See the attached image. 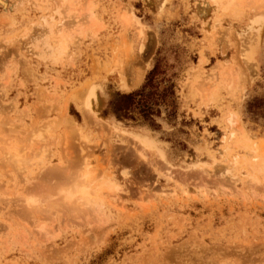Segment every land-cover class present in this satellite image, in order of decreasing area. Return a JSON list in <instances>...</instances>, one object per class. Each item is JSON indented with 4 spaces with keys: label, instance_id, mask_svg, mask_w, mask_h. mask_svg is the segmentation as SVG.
I'll return each instance as SVG.
<instances>
[{
    "label": "rangeland",
    "instance_id": "rangeland-1",
    "mask_svg": "<svg viewBox=\"0 0 264 264\" xmlns=\"http://www.w3.org/2000/svg\"><path fill=\"white\" fill-rule=\"evenodd\" d=\"M232 1L0 0V139L43 155L16 168L0 147V264H264V174L246 163L264 158V0ZM157 62L174 93L155 130L117 102ZM83 156L117 186L97 212L56 197L50 170Z\"/></svg>",
    "mask_w": 264,
    "mask_h": 264
},
{
    "label": "bare ground",
    "instance_id": "bare-ground-1",
    "mask_svg": "<svg viewBox=\"0 0 264 264\" xmlns=\"http://www.w3.org/2000/svg\"><path fill=\"white\" fill-rule=\"evenodd\" d=\"M226 2L224 3V2H220V0H215V6L218 7L219 4L221 3L220 7L222 10L228 11V12H231L232 10L235 11V9H233L234 8L233 1L228 0ZM59 5H62L64 7V10L67 9L66 11L70 12L74 6V0H62L61 4H59ZM229 10H231V11H229ZM62 12H63V10H62ZM89 14H90V18L92 21V22L90 21V25H92V23L95 24V22H93L95 20H94L93 16L91 15V12ZM127 17L125 15H123L125 22H129V18H127ZM137 24H139V23H137ZM263 24H264V18H260L259 20H256V27L255 28H256V30H258V33H260ZM52 25L49 24V27H50L49 32L51 33V35L54 34L56 31L53 29L54 25L53 26ZM61 30H64V29L62 28L58 31V33L60 32V35H62V33H63V32H61ZM141 32H142V30H141ZM46 47L49 50V51L47 50V53L49 55L54 53V47L52 46L51 43L46 44ZM64 49H65V46L64 45L62 46V44H61L60 53L63 52L62 50H64ZM125 87L130 88L131 85L127 84V85H125ZM93 90L89 91V93L86 94V98L84 97L85 100L83 99V105H82V109L83 108L85 109L83 111H85V114L90 113L91 114L90 117H92L93 114L97 115L99 112V107H100L99 106L100 100L98 97L99 95L96 91H93ZM90 117L87 119H90ZM72 123H73V121H72ZM3 137H4V140L1 138L3 141H0V147H1V145H3V150H4V153L6 155L5 158L8 161L7 165L10 164L11 167L14 166L16 168L17 167L23 168L24 165H28V164L33 163V162H39V160L42 161L43 155H39L36 153L33 155L32 153L28 152L30 150L29 147L17 146V144L7 141L5 136H3ZM136 138L140 143L147 145V146H150L153 143L151 138L145 134H138V135H136ZM239 144H243V146H245V147H250V143L248 141L243 140V139H236L235 140V146H238ZM251 148H253V147H251ZM245 162H246V160L244 158L240 159L239 161L237 160V165L243 164ZM246 163H248L249 167L252 169V171L254 173H261V174L263 173L264 174V158H262L261 161L254 160V162H252V163L250 162V164H249V162H246ZM54 167L55 168H53V170H50V173H56V176L59 178V181L56 180L58 182L57 184H58V186H61L59 188L58 192L56 191V188H54L55 191L57 192V194H56L57 199L59 200V202L63 201V202H61L62 203L61 205H63V203H64V204H66V206L68 205L70 207H74V208L78 209V213H79V209L80 210L85 209V211H86V208L87 209L89 208L88 209L89 211H90V209L91 210L94 209V211H96L101 206V201H102L101 194H103L105 192L111 193L117 187V186H115L112 178L111 179L109 178L110 177L109 175L106 176V178H104V179L102 178L97 184H94V181L96 179V177L94 175L95 173H91V171L89 170L90 166H89L88 160L86 159V156L85 157L83 156L82 158H80L79 169L77 167H74L73 169H71V168L68 169V167L66 166L68 171L63 172L64 175H61L62 173L57 172L58 168L56 166H54ZM59 170L63 171L65 169L62 170L60 167ZM251 178L253 181H255V180L257 181V178L253 174H251ZM96 180H98V179H96ZM56 186L57 185H55L54 187H56ZM51 190H48V191L46 190L47 191L46 194H49ZM55 191H54V194H55ZM43 192H45V191H43ZM51 192H53V190ZM46 194L44 195V197L46 196ZM51 194L52 195L50 197H49V195H47L49 198L46 197V199H48V200L45 199L46 202L47 201L50 202L51 198L54 199V194L53 193H51ZM37 199L39 200V198H37ZM37 199H28L27 200L26 206L31 211L36 210L35 209L36 206H34L32 204V202H35V200H37ZM42 199H44V198H42ZM58 200H56V201H58ZM53 201L55 202V200H53ZM25 203H26V201H25ZM50 203H53V202H50ZM54 204L56 205V203H54ZM40 228H41L40 230H42L43 233L46 231L45 227L41 226Z\"/></svg>",
    "mask_w": 264,
    "mask_h": 264
},
{
    "label": "trees",
    "instance_id": "trees-1",
    "mask_svg": "<svg viewBox=\"0 0 264 264\" xmlns=\"http://www.w3.org/2000/svg\"><path fill=\"white\" fill-rule=\"evenodd\" d=\"M161 73H163L161 63L157 62L140 90L123 94L120 97L117 110L122 114V118L136 120V115L139 114L152 128L155 130L159 128L155 117L159 116L160 111L156 107L165 103L166 97L174 93L172 84L163 92H159L157 78Z\"/></svg>",
    "mask_w": 264,
    "mask_h": 264
}]
</instances>
